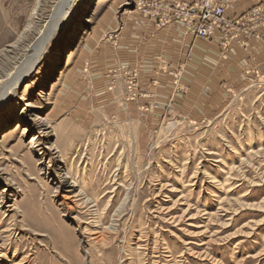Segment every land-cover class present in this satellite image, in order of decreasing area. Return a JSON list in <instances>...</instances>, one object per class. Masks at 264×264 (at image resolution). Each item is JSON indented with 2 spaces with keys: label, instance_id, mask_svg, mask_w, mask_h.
<instances>
[{
  "label": "rangeland",
  "instance_id": "rangeland-1",
  "mask_svg": "<svg viewBox=\"0 0 264 264\" xmlns=\"http://www.w3.org/2000/svg\"><path fill=\"white\" fill-rule=\"evenodd\" d=\"M88 1L0 105V264H264V63L210 115L145 114L99 55L138 0ZM36 2L0 0V49Z\"/></svg>",
  "mask_w": 264,
  "mask_h": 264
},
{
  "label": "crops",
  "instance_id": "crops-1",
  "mask_svg": "<svg viewBox=\"0 0 264 264\" xmlns=\"http://www.w3.org/2000/svg\"><path fill=\"white\" fill-rule=\"evenodd\" d=\"M254 6L264 9V0H235L228 16L236 17ZM259 31L264 35V27ZM113 39L103 44L102 62L125 80L128 70L135 71L142 92L137 101L151 108L157 105L144 112L155 117L169 109L193 117L195 113L210 115L224 103L225 84L239 87L245 82V71L257 66L256 59L264 63V38L249 40L247 52L236 42L223 51L215 37H196L177 21L158 27L141 14ZM96 55L91 54L92 59Z\"/></svg>",
  "mask_w": 264,
  "mask_h": 264
},
{
  "label": "built area",
  "instance_id": "built-area-1",
  "mask_svg": "<svg viewBox=\"0 0 264 264\" xmlns=\"http://www.w3.org/2000/svg\"><path fill=\"white\" fill-rule=\"evenodd\" d=\"M235 0H138L140 14L163 27L175 21L183 23L196 37L217 38L223 49L234 41L246 47L251 38H260L259 28L264 25L261 6H254L236 17L228 16ZM174 74V71H169ZM127 88L137 93L139 83L134 70L127 71ZM139 94V93H138Z\"/></svg>",
  "mask_w": 264,
  "mask_h": 264
},
{
  "label": "bare ground",
  "instance_id": "bare-ground-1",
  "mask_svg": "<svg viewBox=\"0 0 264 264\" xmlns=\"http://www.w3.org/2000/svg\"><path fill=\"white\" fill-rule=\"evenodd\" d=\"M126 4H129V2H126ZM65 5L73 7V10L70 11L72 12V14L70 13V20L71 15L76 11V20L74 18L72 23V33L74 34L78 27L81 28L78 17L87 10L88 0H37L26 25L17 38L0 49V105H4L10 98L16 96L18 85L29 76L32 69L41 60L42 54L47 51L48 39L56 26H58L60 10ZM90 18L84 17V22H93V19ZM67 49L68 47H66ZM30 120L33 125L40 129L39 136L32 139V145H34L35 141L33 140L48 134L49 123L39 113L32 114ZM25 133L26 131L23 132V134ZM38 145H42L40 140ZM68 177H71L69 171L65 175V178ZM64 180L66 181V179ZM75 183L72 187H76L79 184L77 180H75ZM73 261L77 262L75 258H73Z\"/></svg>",
  "mask_w": 264,
  "mask_h": 264
}]
</instances>
